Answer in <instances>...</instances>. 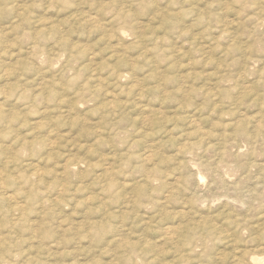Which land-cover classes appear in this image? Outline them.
<instances>
[{
    "label": "rangeland",
    "instance_id": "374dc122",
    "mask_svg": "<svg viewBox=\"0 0 264 264\" xmlns=\"http://www.w3.org/2000/svg\"><path fill=\"white\" fill-rule=\"evenodd\" d=\"M0 105V264H264V0H0Z\"/></svg>",
    "mask_w": 264,
    "mask_h": 264
},
{
    "label": "bare ground",
    "instance_id": "6f19581e",
    "mask_svg": "<svg viewBox=\"0 0 264 264\" xmlns=\"http://www.w3.org/2000/svg\"><path fill=\"white\" fill-rule=\"evenodd\" d=\"M1 106V105H0ZM195 166V165H194ZM1 189V188H0ZM262 260V259H261Z\"/></svg>",
    "mask_w": 264,
    "mask_h": 264
}]
</instances>
